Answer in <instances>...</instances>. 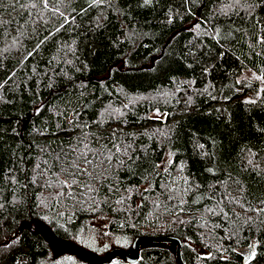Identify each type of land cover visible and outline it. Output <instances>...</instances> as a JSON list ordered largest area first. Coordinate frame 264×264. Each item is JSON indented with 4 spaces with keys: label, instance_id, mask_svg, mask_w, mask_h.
I'll return each mask as SVG.
<instances>
[{
    "label": "trees",
    "instance_id": "1",
    "mask_svg": "<svg viewBox=\"0 0 264 264\" xmlns=\"http://www.w3.org/2000/svg\"><path fill=\"white\" fill-rule=\"evenodd\" d=\"M96 230L264 264V0H0V264Z\"/></svg>",
    "mask_w": 264,
    "mask_h": 264
},
{
    "label": "rangeland",
    "instance_id": "2",
    "mask_svg": "<svg viewBox=\"0 0 264 264\" xmlns=\"http://www.w3.org/2000/svg\"><path fill=\"white\" fill-rule=\"evenodd\" d=\"M156 117L161 116V113L155 112L153 114ZM172 160L171 155H167L165 166L169 165V163ZM97 222H101L100 220ZM87 241L92 245L91 247L84 246V242H74L73 244L69 245L70 249H65V256L63 262L60 264H102L100 263V259H109L111 257V250H115V245L110 248L109 251H103L105 247L109 244L111 241L110 237L105 235H101L99 231H94L92 234H88L86 236ZM135 244V242H134ZM257 243L254 242L250 247L243 248L240 250L241 254L244 256L245 259H251L256 251ZM62 244L61 243H55L54 249L59 250L61 249ZM113 248V249H112ZM100 251H96V250ZM89 251H93L94 253H91ZM129 253L135 257L136 256V249L133 248L129 251ZM125 257V256H124ZM123 257V258H124ZM61 258L59 255L56 256V254L52 255V259H59ZM121 258V257H120ZM125 259V258H124Z\"/></svg>",
    "mask_w": 264,
    "mask_h": 264
},
{
    "label": "water",
    "instance_id": "3",
    "mask_svg": "<svg viewBox=\"0 0 264 264\" xmlns=\"http://www.w3.org/2000/svg\"><path fill=\"white\" fill-rule=\"evenodd\" d=\"M143 241H149V242H173L177 246V257L180 262V264H183L182 257H181V242L179 239L176 238H138L134 244V248L136 249V256L133 257L130 253L127 251H124L122 249H116L112 252L111 257L109 259H100V263L106 264L111 261V259L118 254H122L126 257L128 261L135 262L139 255H140V243Z\"/></svg>",
    "mask_w": 264,
    "mask_h": 264
}]
</instances>
